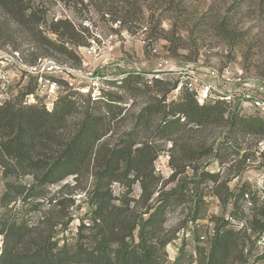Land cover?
I'll return each instance as SVG.
<instances>
[{"label": "trees", "instance_id": "trees-1", "mask_svg": "<svg viewBox=\"0 0 264 264\" xmlns=\"http://www.w3.org/2000/svg\"><path fill=\"white\" fill-rule=\"evenodd\" d=\"M123 1L125 7L136 4ZM18 30L37 52L33 62L65 56L81 64L74 46L85 42L70 20L49 23L48 10L33 0H0V41L11 43ZM179 82L129 72L107 81L122 93L102 89L93 98L66 87L52 110L39 103H0V264H185L183 251L168 260L167 245L178 232L167 228L168 215L190 198L196 222L206 215V196L219 200L222 214L210 215V248L199 249L197 264H225L241 241L237 262L244 260L246 241L255 236L256 243L264 234V205L251 183L230 187L244 167L231 175L234 162L219 151L233 145L239 156L236 148L247 137L264 140V116L242 114L227 98L201 104L186 85L170 98ZM138 96L147 100L132 113L129 99ZM126 123L129 129L122 132ZM219 128L224 138L215 145ZM164 152L172 168L168 178L155 166ZM210 159L233 163L223 174L209 169ZM114 183L123 187L120 195ZM136 184L139 198L132 197ZM204 185L209 192L201 190ZM53 186L59 189L53 192ZM77 195L84 200L78 203ZM231 220L242 227L234 229Z\"/></svg>", "mask_w": 264, "mask_h": 264}, {"label": "rangeland", "instance_id": "rangeland-1", "mask_svg": "<svg viewBox=\"0 0 264 264\" xmlns=\"http://www.w3.org/2000/svg\"><path fill=\"white\" fill-rule=\"evenodd\" d=\"M33 1L48 10L49 23L68 19L77 27L80 31L77 39L85 42L83 46H74L82 62L76 64L65 56L60 60L40 57L33 62L37 53L33 44L25 33L16 31L12 33L11 43L0 41V55L5 59L0 63V103L8 100L39 103L52 110L55 100L66 87L87 94L86 90L93 87L95 75L104 77L99 81V91L122 93L107 81L121 79L129 72L141 73L145 79H150L158 69L172 81H186L194 74L200 75L198 87L211 85L209 97L230 99L233 108H238L242 114H249L252 110L246 93L264 98V0H132L136 3L133 7H125L123 0H94L93 3L90 0ZM14 51L20 52L23 61L15 57ZM41 59L54 60L66 70L64 73L43 72L41 79L29 69ZM162 61L165 62L161 67ZM239 77L242 80H238ZM28 89H34L35 93L26 94ZM179 92H171L170 98H175ZM146 100V96L129 99L131 112L138 111ZM128 123L122 127V132L129 129ZM224 133L223 128L214 131L212 141L215 145L223 141ZM169 147L170 144L167 149ZM236 150H240L239 156H235L237 152L233 145L219 151L223 158L226 154L225 160H233L231 175L244 167L240 176L232 178L230 187L251 183L253 190L258 191L259 204L264 205V140L247 137ZM168 153H162L155 163L157 174L164 178L172 173ZM244 154L248 155L247 159L242 157ZM233 162L220 163L210 159L209 169L224 174L229 172L227 168ZM187 175L191 177L192 170ZM227 177L225 174L224 178ZM68 181L74 182L73 178ZM58 189V186L52 187L53 192ZM201 190L207 193L210 188L204 185ZM122 191L123 187L114 183V194L120 195ZM140 193L141 187L136 184L132 197L139 198ZM193 194L190 191L189 197ZM75 197L78 203L84 200L82 195ZM189 199L185 205L172 208L168 215L167 228L178 231L177 238L166 248L170 262L183 251L185 264H197L199 249L208 252L210 248L214 223L209 217L222 214L219 200L215 196H206V204H202L207 210L206 215L193 222ZM245 205L247 207L249 203ZM81 211H85V205ZM77 223L75 221L74 226ZM231 223L234 229L242 227L240 221L231 220ZM67 235L71 233L68 231ZM259 240L254 243L255 236L247 240L246 256L237 262L244 245L241 241L225 264H264V234ZM1 246L2 236L0 252Z\"/></svg>", "mask_w": 264, "mask_h": 264}, {"label": "built area", "instance_id": "built-area-1", "mask_svg": "<svg viewBox=\"0 0 264 264\" xmlns=\"http://www.w3.org/2000/svg\"><path fill=\"white\" fill-rule=\"evenodd\" d=\"M15 57L18 58L19 61H23L20 52L19 51H14ZM4 56L0 55V63L4 62ZM165 61H162L160 63V66L162 67ZM29 69L33 71L34 73L40 75V78L43 79V72L45 73H64L66 68L64 65H61L54 60H49V59H41L39 63L30 65ZM200 75H193V78H188L186 81L182 80L179 82L178 87L174 91H179L182 86L186 85L190 90L196 92V97L199 100L201 104H203L207 99L211 98L209 97L210 92H211V85L209 84H204L201 87L197 86V82L199 80ZM160 78V79H166L164 76V73L160 69H158L157 72H154L151 76V78ZM101 78H104L102 76H94L93 77V87L91 89L86 90V93H91L93 98H98L99 95L101 94V91H99V81ZM238 80H242L241 77L238 78ZM246 100L250 102L252 110L251 112H257L260 115L264 116V98L259 95H255L254 93H246L245 94ZM221 99L225 97H219ZM263 236V235H262ZM261 236V237H262ZM260 237V238H261ZM204 238V237H203ZM259 238V239H260ZM260 241V240H259Z\"/></svg>", "mask_w": 264, "mask_h": 264}]
</instances>
